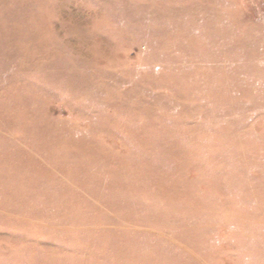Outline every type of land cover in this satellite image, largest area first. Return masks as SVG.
<instances>
[{"label": "rangeland", "instance_id": "374dc122", "mask_svg": "<svg viewBox=\"0 0 264 264\" xmlns=\"http://www.w3.org/2000/svg\"><path fill=\"white\" fill-rule=\"evenodd\" d=\"M0 264H264V0H0Z\"/></svg>", "mask_w": 264, "mask_h": 264}]
</instances>
